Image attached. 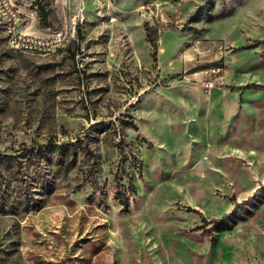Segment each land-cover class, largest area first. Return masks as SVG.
I'll use <instances>...</instances> for the list:
<instances>
[{"label":"rangeland","instance_id":"rangeland-1","mask_svg":"<svg viewBox=\"0 0 264 264\" xmlns=\"http://www.w3.org/2000/svg\"><path fill=\"white\" fill-rule=\"evenodd\" d=\"M78 4L15 0L20 29L65 31ZM80 6L51 53L0 17V264H264V0ZM205 78L241 93L225 151L184 131Z\"/></svg>","mask_w":264,"mask_h":264},{"label":"crops","instance_id":"crops-1","mask_svg":"<svg viewBox=\"0 0 264 264\" xmlns=\"http://www.w3.org/2000/svg\"><path fill=\"white\" fill-rule=\"evenodd\" d=\"M215 79L217 81L218 78ZM191 91L190 88H185L184 94L190 97L191 94L197 93L195 91L191 93ZM208 98L209 100L199 104L183 106L184 131L191 139L211 143L213 151H218L220 144H223L225 151L226 143H228L229 121L234 118L239 109L241 93L238 90H232L226 84H218L212 89Z\"/></svg>","mask_w":264,"mask_h":264},{"label":"built area","instance_id":"built-area-1","mask_svg":"<svg viewBox=\"0 0 264 264\" xmlns=\"http://www.w3.org/2000/svg\"><path fill=\"white\" fill-rule=\"evenodd\" d=\"M78 2L76 6L77 12L75 17L72 19L70 26L65 31L54 32L49 36H39L34 34L24 33L20 29L21 17L19 10L16 8L15 0H0V7L7 13V16L10 18V28L13 33V41L15 48L22 51H37L41 53H51L56 50L58 46L69 40L75 35L77 27V17L83 19V7L80 6V3L83 0H74ZM27 36H37V43H27ZM213 70H222L211 68L210 71L213 73ZM216 84V79L214 78H205L202 81V86L206 94H210L212 89Z\"/></svg>","mask_w":264,"mask_h":264},{"label":"trees","instance_id":"trees-1","mask_svg":"<svg viewBox=\"0 0 264 264\" xmlns=\"http://www.w3.org/2000/svg\"><path fill=\"white\" fill-rule=\"evenodd\" d=\"M152 45L155 46V42L152 41ZM71 144L70 143H56L50 141L46 145H43L39 148L38 152H40L43 156L47 155L48 158H53L54 156L63 158L66 157L69 153H71ZM73 153H76L75 151ZM51 155V156H48Z\"/></svg>","mask_w":264,"mask_h":264},{"label":"bare ground","instance_id":"bare-ground-1","mask_svg":"<svg viewBox=\"0 0 264 264\" xmlns=\"http://www.w3.org/2000/svg\"><path fill=\"white\" fill-rule=\"evenodd\" d=\"M0 17L4 23L5 26V32L7 35V39L11 46L15 48L14 41H13V33L10 28V18L7 16V13L0 7ZM27 43H37V36H27ZM17 49V48H16Z\"/></svg>","mask_w":264,"mask_h":264}]
</instances>
